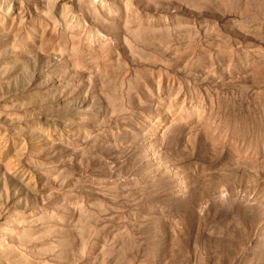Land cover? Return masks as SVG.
Returning <instances> with one entry per match:
<instances>
[{"label": "rangeland", "instance_id": "374dc122", "mask_svg": "<svg viewBox=\"0 0 264 264\" xmlns=\"http://www.w3.org/2000/svg\"><path fill=\"white\" fill-rule=\"evenodd\" d=\"M0 264H264V0H0Z\"/></svg>", "mask_w": 264, "mask_h": 264}]
</instances>
